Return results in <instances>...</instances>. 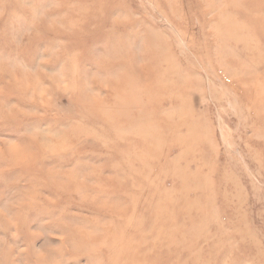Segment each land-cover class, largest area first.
<instances>
[{
	"label": "rangeland",
	"instance_id": "obj_1",
	"mask_svg": "<svg viewBox=\"0 0 264 264\" xmlns=\"http://www.w3.org/2000/svg\"><path fill=\"white\" fill-rule=\"evenodd\" d=\"M0 264H264V0H0Z\"/></svg>",
	"mask_w": 264,
	"mask_h": 264
}]
</instances>
